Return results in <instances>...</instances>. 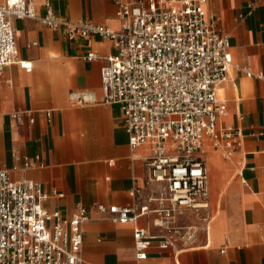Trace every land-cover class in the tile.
Returning <instances> with one entry per match:
<instances>
[{
    "label": "crops",
    "instance_id": "1",
    "mask_svg": "<svg viewBox=\"0 0 264 264\" xmlns=\"http://www.w3.org/2000/svg\"><path fill=\"white\" fill-rule=\"evenodd\" d=\"M31 1L38 14L50 7L58 17L119 28L116 0ZM205 8L226 34L232 59L218 92L226 106L218 124L237 127L241 144L228 156L205 139L200 155L208 173L210 219L184 211L176 223L196 225L195 239L168 249L153 241L144 259L136 256L133 230L158 233L153 213L133 224L95 211L97 203L154 208L157 201L148 197L164 187L148 178L151 146L132 148L120 105L104 101L100 71L115 52L113 40L97 35L69 40L61 28L11 19L17 59L30 68L14 62L0 71V168L14 180L37 182L49 195L43 202L49 211L70 216L78 205L88 210L82 264H264V80L245 72L264 74V0H207ZM88 51L98 57L85 59ZM70 92L89 100L73 101Z\"/></svg>",
    "mask_w": 264,
    "mask_h": 264
},
{
    "label": "built area",
    "instance_id": "2",
    "mask_svg": "<svg viewBox=\"0 0 264 264\" xmlns=\"http://www.w3.org/2000/svg\"><path fill=\"white\" fill-rule=\"evenodd\" d=\"M206 1L116 0L117 30L90 19L58 17L50 7L38 14L31 0L0 2V71L14 62L30 68L28 62L17 59L13 17L61 28L69 40L95 35L113 40L115 52L105 57L100 71L104 101L120 105L132 148L151 146L146 159L148 178L164 187L157 197H148L157 201L154 208L97 203L95 211L112 222L133 224L153 213L152 225L158 233L139 226L133 230L138 259L146 258L153 241L160 249H168L195 239L196 225L176 223L184 211L210 219L208 173L200 155L205 139L228 156L241 144L237 127L218 124L226 109L218 92L232 59L227 36L216 16L206 10ZM97 57L95 51L84 55L88 60ZM245 72L264 80V74L246 68ZM69 97L80 103L89 100L81 92H70ZM29 164L24 157V165ZM48 196L34 180H14L7 169L0 168V264L83 263L88 210L78 205L70 216L49 211L43 204Z\"/></svg>",
    "mask_w": 264,
    "mask_h": 264
}]
</instances>
